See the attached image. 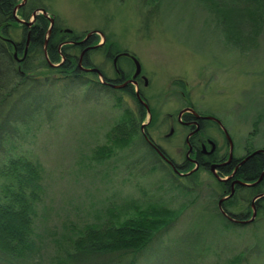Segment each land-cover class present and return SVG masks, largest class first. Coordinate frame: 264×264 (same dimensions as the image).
<instances>
[{"label": "rangeland", "instance_id": "1", "mask_svg": "<svg viewBox=\"0 0 264 264\" xmlns=\"http://www.w3.org/2000/svg\"><path fill=\"white\" fill-rule=\"evenodd\" d=\"M235 1L43 0L57 25L74 33L97 30L118 48L135 54L147 77L141 91L155 115L179 105L178 87L198 109L217 116L235 141L252 149L264 147V14L261 20L251 19L254 4ZM232 5L241 11L238 25L231 17ZM11 34L18 40L20 27ZM42 51L45 57L43 44ZM73 88L59 90L62 96L57 89L51 91V100L31 112L35 113L8 145L9 154H23L41 166V191L32 217L37 245L33 261L47 264L74 227L93 222L99 212L106 215L112 209L122 215L136 199L141 204L158 200L178 213L155 232L149 255H139L135 264H224L249 244L242 264H264V208L255 209L254 215L261 217L252 223L229 225L216 214V179L197 170L177 181L169 176L177 187L172 185L166 171L152 169L142 156L137 125L132 146L94 160L93 146L105 141L106 130L118 120L121 108H129L137 117V107L128 94L119 103L109 94ZM207 132L215 134L212 128ZM168 141L166 148L174 155L170 144H180V139L173 136ZM247 201L239 200L229 209L244 210Z\"/></svg>", "mask_w": 264, "mask_h": 264}, {"label": "trees", "instance_id": "2", "mask_svg": "<svg viewBox=\"0 0 264 264\" xmlns=\"http://www.w3.org/2000/svg\"><path fill=\"white\" fill-rule=\"evenodd\" d=\"M18 1L20 0H0V264H37L38 262L33 261L32 257L37 249L33 237L32 217L35 201L41 191V166L38 161L23 154H9L8 145L16 140L19 126L35 113L31 114V112L38 110L43 101L51 100L50 92L57 89V84L56 92L60 96L62 94L59 90L64 92L70 90L71 87H83L88 91L89 88L85 85L84 72L78 69L71 55L65 56V59L55 66L47 63L46 58L51 62L58 60L59 53L54 44L58 41L56 39L58 32L55 31L54 26H51L45 43V58L41 45L46 34L48 20L42 13L35 14L33 25L28 31L25 29L20 31L19 39L22 42L18 43L11 37L14 28L21 26L12 14V9ZM246 2L254 4L249 17L261 20L264 14V0H247ZM36 7H43L46 10L43 0H25L15 11L20 16L27 17ZM238 7L235 8L232 5L230 8L233 10L231 17L235 16L237 20L236 25L242 17ZM231 25L233 26L232 23ZM26 33L29 35L27 55L15 61L13 49L18 55L22 54ZM53 40L55 42H52ZM64 48H61L63 53ZM33 69L36 72L35 70L32 72ZM26 71L29 72L26 73ZM176 82L184 85L181 79H176ZM128 94L133 97L137 105L134 93ZM114 98L115 102H118V99ZM121 112L118 120L109 130H106L105 141L93 146L91 156L94 160L102 161L114 154L116 149L134 143L131 137L136 130V117L127 107L121 108ZM143 113L144 111L141 110V115ZM140 146L141 144L138 145ZM142 151V156L149 159L148 165L155 169L152 155L144 149ZM243 165V175L247 177L246 179H256L264 167V153H253L250 161ZM193 174L194 172L190 173V175ZM166 177L172 185L176 186L169 174ZM261 177L257 189L264 187V172ZM257 189H253L252 193ZM241 190L243 200L248 199L243 197L246 188L243 187ZM135 200L133 199L130 203L131 210L122 215L112 209L108 210L105 215V212L102 214L97 209L99 214L96 215V219L93 222L84 223L80 228L74 227L72 234L64 237L66 238L65 243L59 247L58 251L56 250L54 255L50 256L47 264H135L139 255L145 252L148 256L150 241L155 232L167 226L178 212L158 200L144 204L135 202ZM238 204L239 193L237 192L223 201L225 209ZM254 204L257 212L264 208V197L258 198ZM216 212L217 216L229 225L241 227L245 225L232 222L220 211ZM256 215L251 222L261 217ZM54 239L57 245H60L56 238ZM249 245H244L245 247L243 246L230 257L228 256L224 264L244 263L246 252L252 244Z\"/></svg>", "mask_w": 264, "mask_h": 264}, {"label": "flooded vegetation", "instance_id": "3", "mask_svg": "<svg viewBox=\"0 0 264 264\" xmlns=\"http://www.w3.org/2000/svg\"><path fill=\"white\" fill-rule=\"evenodd\" d=\"M36 8L27 17H18L15 13L18 18L23 20L22 22L17 20L21 25L20 31H24V29L28 31L33 25L35 15L31 17V13ZM25 21L28 22L26 23ZM55 24L56 19L54 16L49 28L54 26L53 28L58 32L56 34L58 41L55 42L53 40L52 42H55L54 44L58 50L59 57L57 61H54L55 64L53 66L65 59V56L71 55L78 69L84 72L86 78L85 85L93 94H109L116 97L120 103L126 100L123 94L127 95L133 92L135 95L134 91L136 89L139 96L148 105L147 97L141 91V86L147 84V77L143 74L141 68L138 73L133 75V57L136 56L132 51L125 48H118L115 42L107 37L106 34L93 31L85 36L86 32L74 33L68 27ZM48 26L49 21L47 28ZM19 41L21 40H17L18 43H20ZM44 41L46 43V39H43V48H45ZM28 42L29 35L26 33L22 45V54L19 56L16 52V55H13L15 61H19L27 55L26 49ZM61 48L65 49L64 53L61 52ZM176 89L179 94H175V97L177 100L179 99V105L174 110H165L159 112L157 115L154 114V109L149 105V112L147 113L143 104L138 101L135 95L138 110L136 111L135 126L137 125V136L141 144L140 147L152 155L155 168L160 166L169 176L175 178L176 181L181 177L189 176L190 173L196 172L197 170L209 172L219 184L216 201L223 194H228L230 191L231 193L228 197L237 192L239 193V200H242L244 198L241 195V188H246L244 195L249 196L247 203H245L248 208L239 211L225 209L223 207V201L228 197L223 198L220 205L226 213L234 217L236 216L239 220L248 218L251 211L250 202L253 196L257 193L264 192V187L262 186L257 189V184L262 177L254 184H248L252 179H246L247 177L243 175L244 168L242 166H244V163L250 161L253 153H264L261 150L253 152L254 149L263 147H254L251 149L247 148L243 141H235L217 116L228 135L216 120L206 117L207 115L213 114L198 109L186 92L178 87ZM171 94L173 95L172 92ZM141 110L144 111L143 115H141ZM208 128L214 129L215 134L210 135L207 132ZM173 136H177V140L178 138L180 139V144L174 141L170 144V148L176 154L178 152V155L175 153L174 155L171 154L165 145V142L169 143L168 140ZM191 168L192 170L188 173L187 171ZM246 168L247 165L245 164ZM253 189L257 190L252 193ZM260 197H264V195L256 197L253 203Z\"/></svg>", "mask_w": 264, "mask_h": 264}, {"label": "water", "instance_id": "4", "mask_svg": "<svg viewBox=\"0 0 264 264\" xmlns=\"http://www.w3.org/2000/svg\"><path fill=\"white\" fill-rule=\"evenodd\" d=\"M23 1H24V0H21V1H19L18 3H16L15 6L13 7V9H12L13 17H14L16 20H19V21H21V22H22L23 20L20 19V18H18V17L15 15L14 11H15V9H16V8H17V7L23 2ZM36 10H38L40 13H42L43 15H45V16L47 17V19H48V21H49V26H48V28H47V31L49 32V29H50L49 27H50V25H51V23H52V21H53L52 16L48 15V14L46 13L45 9H43V8H41V7H40V8H36ZM36 10H34V11L31 13V17L34 16ZM25 22L27 23L28 21H25ZM93 31H97V30L92 29V30L86 31L85 36H86L87 34L93 32ZM97 32H99V31H97ZM44 43H45V41H44ZM43 49H44V52H45V48H43ZM13 55H15V51H13ZM44 55H45V57H46V53H44ZM133 61H134V71H133V75H135V74L138 73V71L140 70V63H139V61L137 60L136 57H133ZM47 62L50 63V64H53V65L55 64V63H52V62L49 61V60H47ZM78 64H79V61H78ZM84 69H86V68H84ZM134 92H135V95H136L138 101L141 102V103L143 104L145 111L148 113V112H149V109H148V105H147V103H146V102H145V101L139 96V94H138V92H137L136 89H135ZM206 117H209V118H212V119L216 120V121L222 126V128H223L224 131H225V128L223 127V125L221 124V122L219 121V119H218L216 116H213V115H207ZM225 133L227 134L226 131H225ZM227 135H228V134H227ZM258 150H261V151L264 152V149H263V148L255 149L253 152L258 151ZM191 170H192V168L189 169L187 172L189 173ZM263 172H264V168L261 170V172H260V174L258 175V177H257L256 179L252 180V181H251L250 183H248V184H254L256 181H258V180L260 179V177H261V175H262ZM230 193H231V191H230L228 194L223 195V196H221V197H219V198L217 199V201H216V205H217V207H218V210L221 212V214H222L223 216H225L228 220H230V221H232V222H243V223H244V222L251 221V220L253 219V217H254V214H255V207H254V203H253V201H254V199H255L256 197H258V196H260V195H264V192L257 193V194H255V195L253 196V198H252V200H251V202H250V208H251L250 216H249L248 218H246V219H240V220H239L237 217H234V216L229 215L228 213H226V212L222 209V207H221V205H220V202L223 200V198L227 197Z\"/></svg>", "mask_w": 264, "mask_h": 264}, {"label": "bare ground", "instance_id": "5", "mask_svg": "<svg viewBox=\"0 0 264 264\" xmlns=\"http://www.w3.org/2000/svg\"><path fill=\"white\" fill-rule=\"evenodd\" d=\"M1 23V22H0ZM46 34H45V36H44V39H46L47 38V36H48V31H47V29H46V32H45ZM42 46V45H41ZM48 51V50H47ZM245 223V222H244ZM249 223V222H248ZM252 223V222H251ZM229 226V225H228Z\"/></svg>", "mask_w": 264, "mask_h": 264}]
</instances>
